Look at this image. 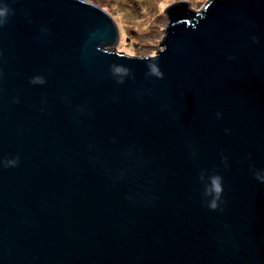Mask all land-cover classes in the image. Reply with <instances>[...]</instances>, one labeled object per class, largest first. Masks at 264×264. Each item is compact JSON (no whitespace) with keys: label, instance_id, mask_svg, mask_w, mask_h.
Instances as JSON below:
<instances>
[{"label":"water","instance_id":"water-1","mask_svg":"<svg viewBox=\"0 0 264 264\" xmlns=\"http://www.w3.org/2000/svg\"><path fill=\"white\" fill-rule=\"evenodd\" d=\"M0 11V264H264V0L146 57L87 0Z\"/></svg>","mask_w":264,"mask_h":264},{"label":"rangeland","instance_id":"rangeland-1","mask_svg":"<svg viewBox=\"0 0 264 264\" xmlns=\"http://www.w3.org/2000/svg\"><path fill=\"white\" fill-rule=\"evenodd\" d=\"M107 11L120 29L117 51L135 57L154 56L162 48L168 18L165 9L188 2L200 11L208 0H87ZM134 33V34H133ZM111 51L113 48H106Z\"/></svg>","mask_w":264,"mask_h":264},{"label":"clouds","instance_id":"clouds-1","mask_svg":"<svg viewBox=\"0 0 264 264\" xmlns=\"http://www.w3.org/2000/svg\"><path fill=\"white\" fill-rule=\"evenodd\" d=\"M5 13L3 11H0V16H3ZM212 186H213V189L216 193H219L221 191V185H220V182H219V178H214L213 182H212ZM213 208L216 207L215 203H212L211 205Z\"/></svg>","mask_w":264,"mask_h":264}]
</instances>
